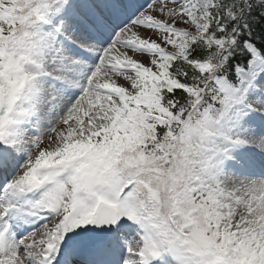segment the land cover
I'll list each match as a JSON object with an SVG mask.
<instances>
[{
  "label": "snow or ice",
  "instance_id": "snow-or-ice-1",
  "mask_svg": "<svg viewBox=\"0 0 264 264\" xmlns=\"http://www.w3.org/2000/svg\"><path fill=\"white\" fill-rule=\"evenodd\" d=\"M0 264H264V0H0Z\"/></svg>",
  "mask_w": 264,
  "mask_h": 264
}]
</instances>
